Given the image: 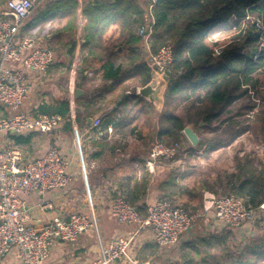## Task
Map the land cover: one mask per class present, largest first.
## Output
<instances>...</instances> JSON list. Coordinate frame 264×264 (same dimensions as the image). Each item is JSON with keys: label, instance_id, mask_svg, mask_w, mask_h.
I'll return each instance as SVG.
<instances>
[{"label": "crops", "instance_id": "crops-1", "mask_svg": "<svg viewBox=\"0 0 264 264\" xmlns=\"http://www.w3.org/2000/svg\"><path fill=\"white\" fill-rule=\"evenodd\" d=\"M6 1L0 0V8ZM145 1H135L145 13V24L133 26L132 36L139 41L129 46V33L122 40L118 23L108 27L100 44L92 47L83 45V30L87 23L84 10L92 0H42L35 15L24 23L19 32L20 37H27L33 29L54 22L55 28L48 35H39L40 42L48 46L53 55V64L44 76L28 72L26 100L15 113L14 108L0 106V117L18 113L30 117L44 114L59 115L62 120L47 134L28 130L21 136L4 134L3 140L8 146L18 147L24 160L42 158L49 148H57L68 163L67 171L71 177L64 189L51 190L42 196L35 193L19 195L25 204L28 223L40 227L50 222L68 221L73 214L92 213L97 218L98 234L86 232L71 244L56 240L43 264L93 261L99 246L107 247L111 240L129 235L135 229L112 217V198L135 189L134 183L140 181L144 173L147 174L145 191L136 195L133 204L144 215L147 208L160 198L159 183L166 184L169 175L176 178L169 162L155 165L152 173L145 168L148 151L154 141L155 123L162 109L157 110L137 93L144 86L145 75L141 67L150 68L144 39L138 35L141 27L147 28L154 22L153 12H149L150 4L145 7ZM223 28L221 26L218 30L223 32ZM107 61L120 68L115 83L102 78L103 65ZM64 102L68 104L69 117L61 115L67 107ZM97 118L100 125L96 130L92 128V122ZM108 127L112 128L111 135ZM176 164L180 166V161ZM182 169L185 170L186 166ZM189 172H183V180L188 178ZM179 182L186 185V182ZM202 209L196 212L204 218L200 221L204 231L202 235L210 230L209 224L215 234L206 232L205 235H219L220 228L224 226L213 219L212 211L204 212ZM241 229L239 238L249 237L248 227ZM194 237L189 235L183 244L193 241ZM180 247L160 248L145 231L127 250L124 258L113 264H168L177 258ZM0 264H21L16 249L0 260Z\"/></svg>", "mask_w": 264, "mask_h": 264}, {"label": "built area", "instance_id": "built-area-1", "mask_svg": "<svg viewBox=\"0 0 264 264\" xmlns=\"http://www.w3.org/2000/svg\"><path fill=\"white\" fill-rule=\"evenodd\" d=\"M155 1L152 0L149 5L150 13ZM41 2L7 0L0 8V104L3 107L19 108L28 93L27 73L44 76L53 64V55L48 46L40 42L39 35H48L55 28L54 22L33 29L27 37L19 36L22 26ZM153 24L152 21L149 27H141L138 35L144 39L151 70L155 68L159 73L167 74L173 62V47L165 44L152 53ZM240 26L243 30L252 26L264 48V27L259 18L247 14ZM220 32L216 29L210 37L217 41L222 35ZM222 48H215L213 56L220 55ZM61 120L59 115L44 114L30 117L18 113L11 117H0V260L16 249L21 264H43L56 240L71 244L86 232L98 234L97 218L92 213L73 214L68 221L50 222L40 227L29 225L25 204L19 197L32 193L42 196L51 190L64 189L71 180L67 171L68 163L55 147L49 148L42 158L24 160L18 147L5 143L4 134L21 136L28 130L47 134L57 128ZM99 125L98 118L92 122L93 129L97 130ZM107 131L112 134V128L108 127ZM178 151L179 143H154L145 167L152 173L155 165L174 159ZM203 198V211H212L214 220L229 229H238L247 222L252 225L259 214L264 215V204L255 210L233 193L223 196L205 193ZM110 213L119 223L134 226V231L111 240L107 247L99 246L98 255L93 261L73 264H113L124 258L127 250L145 231L149 232L153 243L160 248L180 247L188 240L198 217L163 199L149 206L143 216L123 196L111 200ZM208 228H212L211 224Z\"/></svg>", "mask_w": 264, "mask_h": 264}, {"label": "trees", "instance_id": "trees-1", "mask_svg": "<svg viewBox=\"0 0 264 264\" xmlns=\"http://www.w3.org/2000/svg\"><path fill=\"white\" fill-rule=\"evenodd\" d=\"M151 1L146 0L144 6L147 7ZM152 12V52L156 53L165 44L173 47V62L167 73L169 81L155 123L153 144H180L185 139L182 132L186 126H192L194 132H210L214 130V124L223 125L227 121V125H231L237 116L242 115V111L248 112L255 107L249 97L252 90L264 83V48L254 28L248 26L242 30L240 24L250 14L259 18L264 27V0H156ZM84 14L87 18L83 30L85 47L100 44L102 35L113 23L121 27L122 40L129 33L128 46L133 45L139 41L132 36L133 26L145 24V13L134 0H92ZM221 26L224 27L221 34L238 29L237 34L226 40H213L211 32ZM220 46L223 47L221 54L214 57V49ZM141 70L145 75V85L150 80L151 69L146 66ZM119 74L120 68L115 67L113 62L104 63L103 79L115 83ZM64 104L67 107L61 115L69 117L68 104ZM244 130H238L232 139ZM252 130L264 146V110L257 116ZM147 176L144 173L140 181L134 183L135 189L122 195L132 206L137 196L145 191ZM168 177L166 184L163 182L157 186L161 192L159 199L180 205L191 214L199 211L202 203H179L184 199L188 185H182L177 176V179ZM227 180L229 190L253 208L264 204V168L257 169L249 155L237 161L235 172ZM220 230L219 235L237 231H226L225 227ZM190 251L193 253L182 255L185 264H192L193 258L198 256L197 248ZM199 262L205 263L204 260Z\"/></svg>", "mask_w": 264, "mask_h": 264}, {"label": "rangeland", "instance_id": "rangeland-1", "mask_svg": "<svg viewBox=\"0 0 264 264\" xmlns=\"http://www.w3.org/2000/svg\"><path fill=\"white\" fill-rule=\"evenodd\" d=\"M37 7L35 13L38 10ZM34 15L33 13L31 17ZM237 30H227L231 33L225 31L222 34L223 37L222 35L219 36L220 41L237 34ZM249 100L253 102L255 107L248 112L242 111V115L237 116L233 124L227 125V121L223 125L216 123L213 126V131L195 132L199 134L197 135L199 138L197 146H192L185 138L179 144V151L174 159L161 161L158 164L163 165V163L169 162L170 167L175 170L173 171L174 175L181 177L179 180L186 182L188 185L184 199L179 201L180 204L185 202L191 204L202 203L204 209L203 192L211 195L232 193L227 187V178L235 172L237 161L247 155L252 158V162L257 169L264 168V146L252 130L257 116L261 110H264V83L252 90ZM0 106L3 107L1 104ZM16 109L13 110V113L16 112ZM250 112L252 113L250 114ZM190 127L192 128V126ZM242 128L245 129L244 132L232 139L234 134ZM177 161H180V166H177ZM181 166H186V169H182ZM186 171L190 172L188 178L183 180V172ZM179 173H182V175ZM203 183L210 186H204ZM207 188L210 190H205ZM119 195L122 196V194ZM194 214L198 215L191 230V234L195 236L194 240L182 244L176 256L177 258L171 259L168 264H185L182 255L187 252L193 253L190 251L193 248H197L199 252L198 256L193 258L192 264H264V215L259 214L257 220H254V224L251 225L247 222L238 229H229L223 223L217 222L219 225H223L226 231H237L235 233L225 232L220 235L208 236V234H215L212 232L214 229L210 228L208 232L206 231L207 235H205L206 232L202 235L204 231L201 228L200 221L204 218H201L200 213L194 212ZM245 226L248 227L247 230L250 235L241 240V236L239 238L237 235L242 232L241 228ZM199 260H204L205 263L199 262ZM249 260H251L250 263Z\"/></svg>", "mask_w": 264, "mask_h": 264}, {"label": "water", "instance_id": "water-1", "mask_svg": "<svg viewBox=\"0 0 264 264\" xmlns=\"http://www.w3.org/2000/svg\"><path fill=\"white\" fill-rule=\"evenodd\" d=\"M168 81L169 78L167 74H161L153 68L150 72L149 82L139 88L137 93L141 98L153 104L157 110H160L163 105V94ZM182 133L192 146L195 147L198 145L199 138L190 126H186Z\"/></svg>", "mask_w": 264, "mask_h": 264}]
</instances>
